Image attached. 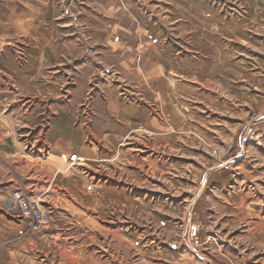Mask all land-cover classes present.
Returning <instances> with one entry per match:
<instances>
[{"label":"rangeland","instance_id":"374dc122","mask_svg":"<svg viewBox=\"0 0 264 264\" xmlns=\"http://www.w3.org/2000/svg\"><path fill=\"white\" fill-rule=\"evenodd\" d=\"M263 93L264 0H0V264H264Z\"/></svg>","mask_w":264,"mask_h":264},{"label":"crops","instance_id":"0c3cea01","mask_svg":"<svg viewBox=\"0 0 264 264\" xmlns=\"http://www.w3.org/2000/svg\"><path fill=\"white\" fill-rule=\"evenodd\" d=\"M37 13V12H36ZM22 17V19H25V20H22L21 18H20V21H21V25H26V26H28V27H31V26H33V24H32V20L31 19H29V17L28 16H24V15H22L21 16ZM33 20H34V17H33ZM34 27V26H33ZM37 31H39V28L37 27L36 29H32L31 30V33H29L28 35H26V36H23V37H27V39H29V40H31V41H38L39 39H41L40 37H39V35H38V33H37ZM36 39V40H35ZM42 60V59H41ZM223 169V167L222 166H218L217 168H215V170L214 171H216V170H221V169ZM206 180H204L203 181V186L204 185H206ZM204 189V188H203ZM203 189L201 188V192L203 191ZM201 192H199V193H201ZM172 250H174L173 249V247L171 248ZM195 254V256L196 257H200L197 253H194ZM199 259V258H198ZM165 262H167L166 260H165ZM199 262H202L201 260H197L196 261V264H201V263H199ZM191 264V263H190ZM192 264H194V263H192Z\"/></svg>","mask_w":264,"mask_h":264},{"label":"built area","instance_id":"2783aa9c","mask_svg":"<svg viewBox=\"0 0 264 264\" xmlns=\"http://www.w3.org/2000/svg\"><path fill=\"white\" fill-rule=\"evenodd\" d=\"M263 99H264V93H263ZM222 155H224V154H222ZM39 222V221H38ZM38 222H36V223H38ZM37 226H40V225H38V224H36ZM194 228H198V227H194ZM199 229H197L196 231H198ZM193 244H194V246H198V240H196V239H193Z\"/></svg>","mask_w":264,"mask_h":264}]
</instances>
